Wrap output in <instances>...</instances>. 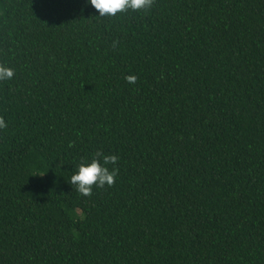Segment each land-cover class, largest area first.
Returning a JSON list of instances; mask_svg holds the SVG:
<instances>
[{
    "label": "trees",
    "instance_id": "1",
    "mask_svg": "<svg viewBox=\"0 0 264 264\" xmlns=\"http://www.w3.org/2000/svg\"><path fill=\"white\" fill-rule=\"evenodd\" d=\"M0 64V264H264V0H0Z\"/></svg>",
    "mask_w": 264,
    "mask_h": 264
},
{
    "label": "clouds",
    "instance_id": "2",
    "mask_svg": "<svg viewBox=\"0 0 264 264\" xmlns=\"http://www.w3.org/2000/svg\"><path fill=\"white\" fill-rule=\"evenodd\" d=\"M94 7L101 17H115L119 13H125L129 9L133 12H149L156 0H87ZM119 41H113L112 47L115 48ZM15 71L11 67L0 64V81L11 80ZM138 80L136 75L125 76V81L129 84H135ZM8 123L4 116L0 115V129H7ZM73 144L70 143L69 147ZM119 157L116 154H105L102 149L93 153L91 159L81 157L76 165V170L68 181L75 190L82 196H91L93 188H104L105 185L111 187L116 182L119 173ZM109 165L112 167L110 168ZM36 175V174H35ZM44 175V174H39Z\"/></svg>",
    "mask_w": 264,
    "mask_h": 264
}]
</instances>
